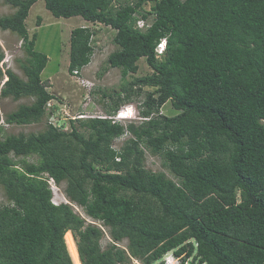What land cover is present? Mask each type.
Returning <instances> with one entry per match:
<instances>
[{
    "label": "trees",
    "instance_id": "1",
    "mask_svg": "<svg viewBox=\"0 0 264 264\" xmlns=\"http://www.w3.org/2000/svg\"><path fill=\"white\" fill-rule=\"evenodd\" d=\"M15 9L0 30L18 35L27 55L22 80L9 69L0 97H30L5 116L8 125L39 123L56 97L40 77L47 57L25 26L39 0H0ZM55 18L80 17L115 31L110 68L125 76L144 58L150 76L132 84L145 94L138 124L107 118L70 120V131L7 135L0 126V264H73L70 231L81 264H162L171 252L194 264H264V0H42ZM149 4L148 11L144 6ZM146 22L138 29V20ZM93 31H71L67 71L92 55ZM165 39L161 56L155 47ZM3 54L0 50V63ZM127 89L124 101L133 93ZM170 102L174 115L160 114ZM115 102L112 111L118 110ZM50 111L48 113V111ZM77 122L87 136L74 126ZM130 137L118 149L112 142ZM157 156L173 177L144 167ZM10 155L21 157L14 161ZM35 155L37 162L24 157ZM51 178L69 203H52ZM126 240L125 248L118 243Z\"/></svg>",
    "mask_w": 264,
    "mask_h": 264
},
{
    "label": "rangeland",
    "instance_id": "2",
    "mask_svg": "<svg viewBox=\"0 0 264 264\" xmlns=\"http://www.w3.org/2000/svg\"><path fill=\"white\" fill-rule=\"evenodd\" d=\"M119 1L132 2V0ZM148 9L149 4L144 6L145 11H148ZM14 12V8L0 1V17L10 16ZM145 23V21L139 19L136 22V27L138 29H144V26L141 25H145ZM25 26L29 36H32L34 33L36 34L34 50L44 54L48 59L40 77L43 84L46 85L47 91L56 97L54 101L49 102L50 106L56 108V111L54 114H45L39 123L30 125H8L4 122L5 116L15 111L19 105L30 104L33 99L24 97L14 101L11 98L3 99L0 97V126L3 129L1 134L2 138L7 135H17L20 133L25 135L40 133L44 131L49 124L56 125L59 130L70 131V120L90 117L114 119L118 112L121 113L120 120L117 121V123L123 126L131 122L134 124L140 122L139 120H141V118L139 112L142 108L144 96L152 89L145 86L138 87L132 83L141 77L150 76L153 71L147 65L144 58L137 61L138 69L136 73L129 72L125 76L122 75L121 69L110 68L108 66V55L118 49L112 41L115 34L114 30L99 23L93 24L85 22L80 17L55 18L45 9L42 0L35 2L31 6L25 20ZM78 27H88L93 31L91 39L92 55L89 64L74 75L69 74L67 71L69 39L71 31ZM0 50L3 54V58L7 59V63L3 65V71L9 69L22 80H26L21 70V65L25 63L27 55L18 35L9 31L0 30ZM2 78H0V89L2 87V81L4 80ZM130 86H132V91L140 90L138 94L133 93L130 96V100L125 102V91H127ZM115 102L119 104V107L118 110L112 111L111 107L114 106ZM49 112L50 111H48V113ZM176 113V111L171 109L170 102H167L160 110V114L169 116ZM50 115H54L53 119L50 118ZM124 116L125 118H123ZM126 116H128L129 119H126ZM74 126L79 132H82L84 136H87L88 131L81 129L77 122L74 123ZM129 137L130 135L125 133L112 142V147L118 150ZM10 157L14 161L23 159L12 155H10ZM24 159L29 163H35L38 157L32 155L24 157ZM143 165L152 172H163L167 178L173 179L163 167L162 160L157 156H151L145 153ZM64 188L65 182H62L57 186V189L52 192L54 193L52 196L53 203H69L64 196ZM6 204L7 201L0 189V206ZM70 205L73 211L86 219L88 223L101 227L100 223L89 219L82 208L73 204ZM101 228L103 237L100 241V245L101 248L104 249L108 244H112V242L108 234V229L104 227ZM126 245V240L118 243V246L121 248H125ZM168 256L171 258V255ZM130 264H134L132 259L130 260Z\"/></svg>",
    "mask_w": 264,
    "mask_h": 264
},
{
    "label": "built area",
    "instance_id": "3",
    "mask_svg": "<svg viewBox=\"0 0 264 264\" xmlns=\"http://www.w3.org/2000/svg\"><path fill=\"white\" fill-rule=\"evenodd\" d=\"M141 22V21H140ZM141 26H146V23H145V25H141ZM143 27V28H144ZM164 48H165V40L164 39H161L159 42H158V44L156 45V48H155V53H156V55L157 56H161L162 54H163V52H164ZM4 60H2L1 61V63H0V68L2 69V71H3V65L5 64V63H7V59H5V58H3ZM73 74L74 75H76L77 74V72L76 71H74L73 72ZM50 103H48V105H47V109L49 110L50 109ZM47 110V111H48ZM120 113L121 112H118L117 113V115H116V117H114V119L112 118L111 120L113 121V122H117V121H119L120 119ZM53 117H54V115H50V118L51 119H53ZM49 125H51V126H54V127H56V125H52V124H49ZM47 181V184L49 185V188H50V190H51V192H54V190L55 189H57V185L55 184V182L53 181V179H51V178H49L48 177V179L46 180ZM54 195V193H52V196ZM52 203H53V201H52ZM53 204H55V203H53ZM58 204V203H57ZM57 204H55V205H57ZM60 204V203H59ZM101 228V227H100ZM102 229V228H101ZM168 255L166 254L161 260H160V262L162 263V264H194V263H192L191 262V260L189 259V260H186V261H184V262H182V258H183V256H178L175 260H172V258H170L169 256V258L167 257ZM132 261L134 262V264H143V263H141V262H139V261H137V260H135V259H132Z\"/></svg>",
    "mask_w": 264,
    "mask_h": 264
},
{
    "label": "bare ground",
    "instance_id": "4",
    "mask_svg": "<svg viewBox=\"0 0 264 264\" xmlns=\"http://www.w3.org/2000/svg\"><path fill=\"white\" fill-rule=\"evenodd\" d=\"M64 241H65L67 250L69 252V255L71 257V260H72L73 264H81L80 260H79V257H78L77 250H76V246H75V243H74V240L72 238V235H71L70 231H67L65 233Z\"/></svg>",
    "mask_w": 264,
    "mask_h": 264
},
{
    "label": "clouds",
    "instance_id": "5",
    "mask_svg": "<svg viewBox=\"0 0 264 264\" xmlns=\"http://www.w3.org/2000/svg\"><path fill=\"white\" fill-rule=\"evenodd\" d=\"M164 40H165V39H164ZM155 48H156V47H155ZM2 60H3V59H2ZM1 70H2V69H1ZM3 72H4V71H3ZM126 117H127L126 119H129V117H128V116H126ZM123 118H125V116H124ZM119 119H120V118H119ZM121 119H122V118H121ZM165 255H166V254H165ZM165 255H164V256H165ZM167 255H171V258H172V259H176V258H177L175 255H173V254H172V253H170V252H169V253H167ZM164 256H163V257H164Z\"/></svg>",
    "mask_w": 264,
    "mask_h": 264
},
{
    "label": "crops",
    "instance_id": "6",
    "mask_svg": "<svg viewBox=\"0 0 264 264\" xmlns=\"http://www.w3.org/2000/svg\"><path fill=\"white\" fill-rule=\"evenodd\" d=\"M2 79H4L3 81H2V84L4 83V81L6 80V77H3Z\"/></svg>",
    "mask_w": 264,
    "mask_h": 264
}]
</instances>
